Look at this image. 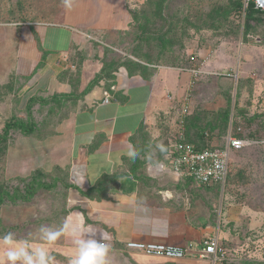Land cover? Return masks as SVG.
<instances>
[{
    "label": "rangeland",
    "instance_id": "1",
    "mask_svg": "<svg viewBox=\"0 0 264 264\" xmlns=\"http://www.w3.org/2000/svg\"><path fill=\"white\" fill-rule=\"evenodd\" d=\"M83 1L72 0L71 9H67L62 0H0V28H10L17 22L69 24L72 16L82 18L80 11L86 8ZM128 1V12L138 14L141 23L148 21L144 37H140L136 23L124 34L103 38L98 33L81 35L80 42L70 48L63 69L46 87L38 82L34 87L30 78L14 72L4 74L7 64L0 60V133L10 118L27 121L30 117L39 125V135L57 137L60 121L84 108L91 93L98 88L104 91L110 83L106 78L108 65L125 57L134 60L136 52L158 65L166 66L178 58L181 63L177 68L195 66L200 74L189 92V118L198 120L190 136L204 131V143L214 149L225 148L230 133L252 144L242 151L229 152L225 184L212 186L209 191L213 193L201 191V200L189 196L190 209L198 214L196 221L203 224L208 236L218 238L230 259L228 264H264V25L251 23L249 35L244 37L245 0ZM239 1L243 8L236 12L234 6ZM157 5L163 17L157 15ZM6 33L1 30V40ZM89 85L93 90L82 98L80 94ZM70 93L80 95L76 104L62 98ZM54 96H58L60 105L53 100L44 104ZM32 97L42 102L36 101L28 116L27 103ZM178 121L176 116L173 128L166 133L162 130V136L149 134L150 160L144 163V170L166 158L168 150L161 152L157 145L171 149L179 131ZM54 137L42 141L10 132L6 152L0 155V189L24 192L36 171H41L42 185L31 200L17 204L6 201L0 207V235L12 232L18 240L47 242L40 239L41 227L61 230L70 189L65 185L72 184L69 169L63 165L66 154L58 155L63 146L56 148V142L49 145ZM141 258L145 255L110 247L107 264L165 263H146ZM190 264L209 262L196 259Z\"/></svg>",
    "mask_w": 264,
    "mask_h": 264
},
{
    "label": "crops",
    "instance_id": "2",
    "mask_svg": "<svg viewBox=\"0 0 264 264\" xmlns=\"http://www.w3.org/2000/svg\"><path fill=\"white\" fill-rule=\"evenodd\" d=\"M127 2L84 0L86 8L80 11L82 18L72 16L69 24L17 22L10 28H0V32H8L3 40L0 39V60L7 64L4 74L14 72L30 78L34 87L36 82L44 87L50 85L67 62L70 48L80 42L81 35L98 33L103 38L129 30L131 15ZM152 67L154 71L149 78L130 75L125 68H119L114 73L112 92L98 88L91 93L84 102L85 109L64 121L58 128V136L49 141V145L56 142L58 149L63 146L58 155L66 154L63 165L69 169L74 188L67 192L59 242L30 243L33 247H45L55 257V264H71L75 258L77 249L72 232L81 224L96 231L97 239L99 232L108 233L110 239L104 242L116 249L125 248L127 241L192 244L193 256L176 262L146 256L140 259L146 263L188 261L183 264H190L197 259L194 254L209 235L206 228L201 227L203 224L196 221L198 214L190 209L188 197L201 200L204 195L199 193H213L209 191L211 187L195 188L189 180H176L169 166L162 173L155 164H147L145 170L142 165L134 172L132 166L137 164L127 156V145L134 146L133 139L140 126L143 125L154 138L173 128L176 116L179 119L181 100L192 80L190 69L195 68L160 64ZM105 95L109 101L104 104ZM141 155L137 157L139 161L143 158ZM105 176L116 177L117 186L111 187L104 198L89 199L81 195L80 192L95 187ZM3 256L4 249L0 248V258Z\"/></svg>",
    "mask_w": 264,
    "mask_h": 264
},
{
    "label": "trees",
    "instance_id": "3",
    "mask_svg": "<svg viewBox=\"0 0 264 264\" xmlns=\"http://www.w3.org/2000/svg\"><path fill=\"white\" fill-rule=\"evenodd\" d=\"M243 5L242 3L236 2L235 6H234V10L237 12H239L240 10H242ZM157 11V15L161 16L160 13H162V8H160L159 5H157L156 8ZM130 15H131V23L129 25V28L134 26L135 23L138 26V29L140 30L139 34L140 37H144L145 34V30L147 29V25H148V21L146 23V20H143V22L141 23L139 21V17L138 14L134 13L133 11H130ZM163 17V16H161ZM254 23L255 25H264V13L259 12L257 10L254 9L253 4L249 3L247 5L246 8H244V37H247L249 35L251 26L250 24ZM162 53V52H161ZM135 59H130L128 57H125L122 61H120L117 64H110L108 65L109 67V71L106 74V78H108V80H110V83L105 85V92H112L111 87L113 86L114 83V73L121 67L125 68L126 71L128 72V74L130 75H140L142 77L145 78H149L150 75L152 74V72L154 71L152 66L158 65V63H153V61H150L149 59L145 60L146 55L141 54L139 52H136L135 55L133 56ZM144 59V60H143ZM179 63V59L175 58L173 59L172 62L168 63L169 66L175 67L177 64ZM181 63V61H180ZM179 63V64H180ZM167 64V65H168ZM98 82L96 81V84ZM95 86V85H94ZM93 85H89L87 86L84 91L80 94L82 95L81 97L83 98L86 94L91 93V91L93 90ZM188 92L186 91V94ZM185 94V95H186ZM80 95H75L74 93H70L69 95H63L62 98L64 99V101H67L68 99H72V103L76 104V101H78V99L80 100ZM53 100L54 102H56V105H60V99L58 98V96H54L53 98H51L48 101H44V104H48L50 103V101ZM36 101H41L40 99H37L35 97H32L29 99L28 103H27V111H28V116L31 113V109H32V105L36 102ZM42 102V101H41ZM86 107V106H85ZM82 108V109H85ZM81 109V110H82ZM51 111L53 110V108L50 109ZM74 112H72V114H74ZM229 116V111H226L225 117L226 119ZM69 118V116L65 117L63 119V121L67 120ZM196 120L197 117H192L189 118V116L185 119L184 123H183V128H184V132H183V139L182 142L193 145L194 148L198 151H203L206 149L212 150L214 148H210L208 147L205 143H204V139L205 136H207L206 133H204V131H197V133L194 134V136H190V131L191 129H197L196 128ZM62 121V123H63ZM61 121L58 125L62 124ZM40 127L38 124H36L35 122H33L31 120L30 117H28L27 121H23L21 119H17L15 117H12L9 119V121H7L5 123L4 129L3 131L0 133V155L5 154L6 149L8 147V141L10 138V132L11 131H17L19 132L22 136L24 137H34L37 138L39 140H44L47 138H51L54 137L55 134H49V135H45V136H41L39 134V130ZM212 129V128H211ZM178 135V134H177ZM237 137H239L237 135ZM241 138V137H239ZM134 140V146L135 149H138V153H142L141 157L142 160H138L137 158L135 159V164L137 165H133L132 168L134 169L133 171L135 172V169L139 168L140 166L142 167V165H144V163L149 159L150 155V151L148 149H151V146L148 145V141H149V134L148 132L145 130V127L142 125L140 126L138 132H137V136ZM179 142L178 138H176L175 143ZM172 149V147H171ZM171 149H166L168 150V152ZM142 151V152H141ZM145 151H147V155L145 153ZM169 153H167L168 155ZM165 158L162 161H155V165H158L161 162H165ZM147 161V163H148ZM35 174L32 175L30 177V179L28 180V184L24 190V192H20L19 190H13L12 192L7 191L6 189H0V207L5 204L6 201H9L13 204H17L18 202H27L29 200H31V198L36 194L37 190L39 189V187H41L42 182L39 179V175L41 174V171H36L34 172ZM117 186V178L113 177V176H105L102 177L95 185V187L90 188L88 190H86L85 192H80L81 195H83L86 198H96L98 200L104 198L106 196V194L108 193V191L111 189V187L116 188ZM65 187L67 188H74L72 185H65ZM230 259H226L225 264H228V261ZM208 261V260H207ZM209 262V261H208Z\"/></svg>",
    "mask_w": 264,
    "mask_h": 264
},
{
    "label": "built area",
    "instance_id": "4",
    "mask_svg": "<svg viewBox=\"0 0 264 264\" xmlns=\"http://www.w3.org/2000/svg\"><path fill=\"white\" fill-rule=\"evenodd\" d=\"M251 3L254 9L264 13V0H245L244 7ZM192 80L190 82L187 94L183 97L179 107V131L177 138L179 142L175 143L170 150L167 159L162 164L164 168L157 165L159 173L169 166V171L176 180H189L193 187H212L214 185H224L229 166V152H239L249 147L252 142L237 137L236 134L230 133L225 142L223 149H206L198 151L193 145L182 142L183 123L190 114V96L189 92L194 87L195 81L200 72L196 68H191ZM171 100V97L168 96ZM109 97L105 95L103 103H108ZM264 143V142H263ZM263 165V182H264V155ZM162 173V172H161ZM127 251L140 253L147 257L162 258L170 261H177L192 255V244L171 245L143 243L136 241H127L124 245ZM197 259L208 260L209 264H225L227 259L226 250L222 249L218 238L215 236L206 237L200 244V248L195 252Z\"/></svg>",
    "mask_w": 264,
    "mask_h": 264
},
{
    "label": "clouds",
    "instance_id": "5",
    "mask_svg": "<svg viewBox=\"0 0 264 264\" xmlns=\"http://www.w3.org/2000/svg\"><path fill=\"white\" fill-rule=\"evenodd\" d=\"M65 8L71 9L72 0H62ZM161 152L166 151L163 145H157ZM127 156L135 160L139 153L132 144L127 145ZM161 169L164 165L159 164ZM40 239L52 242L56 240L63 229L53 230L51 228H40ZM97 232L90 226L81 224L73 232V243L77 254L71 264H107L110 245L105 240L110 239L108 233ZM0 248L4 249V256L0 258V264H55V257L45 247H33L28 240H18L12 232L0 235Z\"/></svg>",
    "mask_w": 264,
    "mask_h": 264
}]
</instances>
